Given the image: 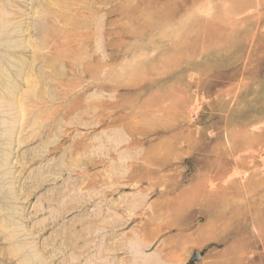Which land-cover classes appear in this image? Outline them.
Wrapping results in <instances>:
<instances>
[{"label": "rangeland", "instance_id": "374dc122", "mask_svg": "<svg viewBox=\"0 0 264 264\" xmlns=\"http://www.w3.org/2000/svg\"><path fill=\"white\" fill-rule=\"evenodd\" d=\"M0 82V264H264V0H0Z\"/></svg>", "mask_w": 264, "mask_h": 264}, {"label": "bare ground", "instance_id": "6f19581e", "mask_svg": "<svg viewBox=\"0 0 264 264\" xmlns=\"http://www.w3.org/2000/svg\"><path fill=\"white\" fill-rule=\"evenodd\" d=\"M7 36V34L5 35V37ZM3 64H4V60H3ZM0 86H1V88L3 87V85L1 84V82H0ZM5 88V89H4ZM2 90L3 91H5V94H4V97H5V99H7L8 97H12L13 95V93H12V91H10L9 89H7L6 87H3L2 88ZM2 92V91H1ZM18 107V106H17ZM21 107H23L22 105H21ZM19 108V107H18ZM17 108V109H18ZM23 108H19L18 110V116H19V118L21 119V117H22V115H24L23 114V111L24 110H22ZM23 118V117H22ZM7 146H8V144H6ZM10 147H11V143H10ZM236 165V164H235ZM3 227H4V225H3ZM69 243V242H68ZM21 251H22V247H18V248H15V250H14V253H15V255H17V256H19L20 258V260H21V263H26V262H29V261H31V260H33L32 258H30L31 257V255H26V254H24V255H21L20 253H21ZM33 256H36V253L33 255ZM78 257H72V259L74 260V261H80V256L79 255H77Z\"/></svg>", "mask_w": 264, "mask_h": 264}]
</instances>
